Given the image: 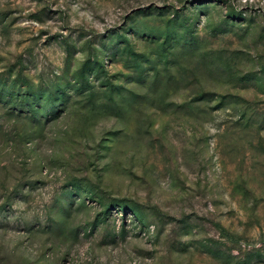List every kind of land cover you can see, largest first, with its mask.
Instances as JSON below:
<instances>
[{
  "label": "rangeland",
  "instance_id": "374dc122",
  "mask_svg": "<svg viewBox=\"0 0 264 264\" xmlns=\"http://www.w3.org/2000/svg\"><path fill=\"white\" fill-rule=\"evenodd\" d=\"M0 264H264V0H0Z\"/></svg>",
  "mask_w": 264,
  "mask_h": 264
}]
</instances>
